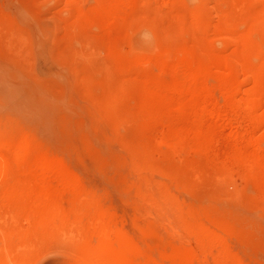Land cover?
I'll list each match as a JSON object with an SVG mask.
<instances>
[{"label":"rangeland","instance_id":"obj_1","mask_svg":"<svg viewBox=\"0 0 264 264\" xmlns=\"http://www.w3.org/2000/svg\"><path fill=\"white\" fill-rule=\"evenodd\" d=\"M94 250L264 264V0H0V264Z\"/></svg>","mask_w":264,"mask_h":264},{"label":"bare ground","instance_id":"obj_2","mask_svg":"<svg viewBox=\"0 0 264 264\" xmlns=\"http://www.w3.org/2000/svg\"><path fill=\"white\" fill-rule=\"evenodd\" d=\"M50 167V166H49ZM39 169V168H38ZM45 170V169H44ZM46 172L44 173V171H42V169L40 170V172H39V174H38V180H40L41 178H43V176H44V178H48V176L50 177V178H48V180H51V182L53 181V182H56V183H61V184H65L66 183V181L62 178V176H60L59 175V173L57 174V172L55 171V170H53L52 169V167H51V169H47V170H45ZM48 174V176H46ZM37 181V180H36ZM58 183V184H59ZM50 186H51V184L52 183H48ZM47 184V185H48ZM67 184V183H66ZM44 188V187H43ZM39 190V189H38ZM43 197V196H42ZM47 198V197H46ZM38 200H40V199H38ZM42 200H45V199H43L42 198ZM33 201H34V199H33ZM37 202V201H36ZM42 202V201H41ZM44 202V201H43ZM166 215H168V213L166 214ZM96 244V243H95ZM92 247V246H91ZM106 248V247H105ZM89 249V248H88ZM94 249V248H93ZM89 252V251H88ZM90 258H91V260H92V263L93 264H108V263H104L102 260V257L100 256V253H99V251L98 250H94V251H92L90 254ZM88 255V256H89ZM101 257V258H100ZM101 259V260H100Z\"/></svg>","mask_w":264,"mask_h":264}]
</instances>
